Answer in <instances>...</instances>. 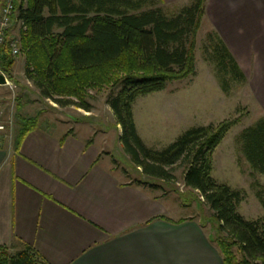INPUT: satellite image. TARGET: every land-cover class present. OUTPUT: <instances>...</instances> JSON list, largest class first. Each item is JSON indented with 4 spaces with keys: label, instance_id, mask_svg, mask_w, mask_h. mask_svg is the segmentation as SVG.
I'll use <instances>...</instances> for the list:
<instances>
[{
    "label": "trees",
    "instance_id": "obj_1",
    "mask_svg": "<svg viewBox=\"0 0 264 264\" xmlns=\"http://www.w3.org/2000/svg\"><path fill=\"white\" fill-rule=\"evenodd\" d=\"M14 19L21 27L25 74L42 98L59 106L89 110L85 91L102 85L120 86L108 105L121 128L120 143L129 159L149 177L170 181L168 167L185 164L184 184L198 191L212 211L219 233L213 241L223 264H264V214L246 219L237 210L242 193L211 175V154L238 120L191 127L162 149L146 147L133 121L132 105L139 97L164 90L166 84L194 73L196 33L205 14V0H190L167 15L162 0H13ZM211 58L221 76L246 81L216 33L207 35ZM9 34L0 47V69L11 80L14 64ZM76 97L60 99V96ZM58 97V98H57ZM37 118H25L17 147ZM241 151L250 167L264 174V117L240 134ZM151 187L158 184L140 182ZM264 209V195L257 192ZM0 264H49L27 244L10 252L0 244Z\"/></svg>",
    "mask_w": 264,
    "mask_h": 264
},
{
    "label": "crops",
    "instance_id": "obj_2",
    "mask_svg": "<svg viewBox=\"0 0 264 264\" xmlns=\"http://www.w3.org/2000/svg\"><path fill=\"white\" fill-rule=\"evenodd\" d=\"M204 15L264 117V0H205ZM75 124L38 125L17 147L0 146V244H27L49 264H223L200 219L171 218L160 184L129 177L88 125Z\"/></svg>",
    "mask_w": 264,
    "mask_h": 264
},
{
    "label": "rangeland",
    "instance_id": "obj_3",
    "mask_svg": "<svg viewBox=\"0 0 264 264\" xmlns=\"http://www.w3.org/2000/svg\"><path fill=\"white\" fill-rule=\"evenodd\" d=\"M187 4L164 6L160 2L156 3L167 15L176 13ZM18 25H14L17 36L9 35L13 40L18 39L16 43L20 51L17 57H13L11 80L6 77L13 88L0 86V125L3 126L0 130V146H15L25 118L36 117L37 126L55 124L68 128L74 124L76 128L75 123L88 125L87 128L92 129L96 135L92 139L103 144L115 156L116 167L127 170L131 178L162 186L163 201L170 205L168 215L171 218L193 215L202 221L211 238H216L219 233L211 209L202 201L197 190L184 184V163L177 162L168 167L173 179L166 181L143 175L123 151L120 144L121 128L108 105L109 97L114 96L120 86L102 85L86 89L84 99L89 105L88 112L77 106H59L50 99L42 98L33 80L25 74V53L21 47V30ZM212 32L217 34L204 15L195 37L194 73L183 80L166 84L160 92L137 98L132 105L133 121L147 147L162 149L191 127H216L223 121L238 120L211 154V175L218 182L240 190L243 197L237 205L238 212L246 219H255L264 214L256 195L257 192L264 195V174L253 170L245 159L241 151L240 134L263 117L262 111L246 81L240 83L226 77L229 90L224 92L221 89V76L211 58L207 40V35ZM59 98H69L76 102L79 99L65 95ZM84 130L83 134L75 131L77 135L84 136L85 126Z\"/></svg>",
    "mask_w": 264,
    "mask_h": 264
},
{
    "label": "built area",
    "instance_id": "obj_4",
    "mask_svg": "<svg viewBox=\"0 0 264 264\" xmlns=\"http://www.w3.org/2000/svg\"><path fill=\"white\" fill-rule=\"evenodd\" d=\"M13 0H3V5L1 7L0 10V47L1 45L4 43L5 41V36L6 33L9 32L11 26H12V22L14 19V6H13ZM19 24V28L21 27L20 23ZM18 40V39H17ZM17 40H13L9 37V49H10V53L12 55V57H17L19 55V47L17 46L16 41ZM0 75H2L5 79L6 76L5 74L1 71L0 69ZM4 86H9L10 88H13V85L11 82H9L6 79V83L4 84ZM3 129V126L0 125V130Z\"/></svg>",
    "mask_w": 264,
    "mask_h": 264
},
{
    "label": "water",
    "instance_id": "obj_5",
    "mask_svg": "<svg viewBox=\"0 0 264 264\" xmlns=\"http://www.w3.org/2000/svg\"><path fill=\"white\" fill-rule=\"evenodd\" d=\"M6 83V79L0 75V86L4 85Z\"/></svg>",
    "mask_w": 264,
    "mask_h": 264
}]
</instances>
